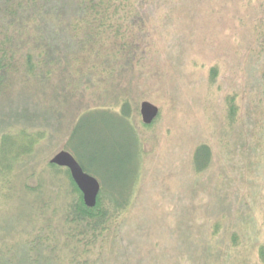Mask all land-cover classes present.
I'll list each match as a JSON object with an SVG mask.
<instances>
[{
	"label": "trees",
	"instance_id": "1",
	"mask_svg": "<svg viewBox=\"0 0 264 264\" xmlns=\"http://www.w3.org/2000/svg\"><path fill=\"white\" fill-rule=\"evenodd\" d=\"M186 1L0 0V104L17 98L23 102L17 117L0 121V202L12 203L20 212L14 224L5 226L11 234L0 233V264H110L115 247L123 246L127 215L139 193L132 187L139 163L136 168L131 162L129 179L134 180L126 185L109 183L103 174L106 165L99 163L102 175L94 172L101 177V190L90 208L70 171L41 153L51 136L64 129L70 135V152L74 135L81 133L92 112L134 119L123 82L131 81L129 76L151 59L162 38L188 46L185 34L179 33L178 13ZM208 1L199 3L213 14V0ZM223 5L235 10L231 19L239 24L232 38L246 89L233 86L231 67L210 64L207 58L186 61L193 68L208 69V89L226 92L221 112L226 135L217 149L205 143L197 146L194 172L228 164L234 152L238 158L231 168L226 207L213 210L207 225V247L218 251L203 257L215 264H264V0H225ZM151 21L167 24L160 32L159 24L154 27ZM46 89L55 95L48 97ZM69 90L76 92L72 99L89 93L116 103L113 109L119 111L110 106L76 111L71 115H77L73 129L65 128ZM52 101L58 103L54 108ZM158 117L151 125L141 120L138 124L153 128ZM227 135H238L239 143L232 148ZM94 152L105 154L104 149ZM119 160L110 170L115 181L122 177L119 169L130 166L129 160ZM93 163L79 162L90 175Z\"/></svg>",
	"mask_w": 264,
	"mask_h": 264
},
{
	"label": "rangeland",
	"instance_id": "2",
	"mask_svg": "<svg viewBox=\"0 0 264 264\" xmlns=\"http://www.w3.org/2000/svg\"><path fill=\"white\" fill-rule=\"evenodd\" d=\"M199 1L209 2L187 0L178 12L182 29L179 33L185 34L188 46L162 38L151 59L129 76L131 81L126 82V79L123 82L125 90L131 95L134 119L127 122L114 112H92L85 118L87 127L83 123L81 133L74 135L71 143L70 153L78 162L88 165L90 159L96 161L91 171L100 184L101 177L94 172L102 175L103 166L99 163L106 165L103 174L107 175L109 183L117 182V185L132 182L134 177L129 179L131 162L136 168L139 163L138 180L135 179L132 186L138 188L139 193L127 215L123 246L120 249L115 247L114 257H109L110 264L214 263L203 257L218 251L217 247H207V225L213 210L226 207L224 199L231 191V168L238 158L234 152L227 160L228 164L213 165L202 174L194 172L192 159L197 146L205 143L217 149L226 135L222 132L221 113L226 92L218 93V87L208 89V69L193 68L189 63L197 58L212 60L210 64L219 62L227 69L233 68L230 75L233 86L246 89L247 83L237 68V46L232 38L239 25L238 21L231 19L235 10L223 5L225 0H213L209 3L213 6L210 9L213 14H210L203 7L204 3ZM150 24L154 27L159 24V31L162 32L167 22L151 21ZM186 61L189 63L186 64ZM240 64L243 65L242 62ZM248 64L245 61V68ZM45 93L48 97L55 95L49 89ZM75 93L72 90L68 93L70 102L64 108L65 128L73 129L77 115L73 118L71 115L83 109L110 106L111 111H119L117 107L113 109L116 103H105L89 93L72 99ZM142 102H149L160 111L157 123L147 130L138 124L139 120L142 121L139 111ZM57 105L56 101H52V108ZM22 107L20 98L15 102L1 103L0 121L19 114ZM96 121L98 123L95 124ZM66 132L64 129L52 135L41 156L51 159L61 150H66L70 138ZM227 138L232 148L239 143L238 135H227ZM95 149H104L103 157L94 156ZM118 160H129L130 166H125L123 172V168L115 171L118 176L122 174L115 181L110 170L114 169L112 165H118ZM19 216V210L12 203L0 202L1 235L11 234L10 228L5 226L14 224L12 220H18Z\"/></svg>",
	"mask_w": 264,
	"mask_h": 264
},
{
	"label": "water",
	"instance_id": "3",
	"mask_svg": "<svg viewBox=\"0 0 264 264\" xmlns=\"http://www.w3.org/2000/svg\"><path fill=\"white\" fill-rule=\"evenodd\" d=\"M159 112V108L149 102H142L140 105V115L145 125H151L159 116ZM50 163L58 167L67 168L81 191L86 206L90 208L96 206L101 184L95 177L83 170L79 162L69 151L62 150L58 152L50 160Z\"/></svg>",
	"mask_w": 264,
	"mask_h": 264
}]
</instances>
